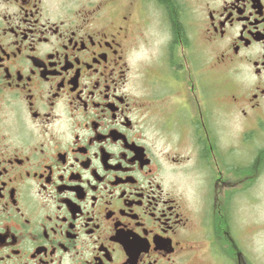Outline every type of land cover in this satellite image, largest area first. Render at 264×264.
<instances>
[{"label":"flooded vegetation","instance_id":"flooded-vegetation-1","mask_svg":"<svg viewBox=\"0 0 264 264\" xmlns=\"http://www.w3.org/2000/svg\"><path fill=\"white\" fill-rule=\"evenodd\" d=\"M176 3L0 0V264H263L264 0Z\"/></svg>","mask_w":264,"mask_h":264},{"label":"rangeland","instance_id":"rangeland-1","mask_svg":"<svg viewBox=\"0 0 264 264\" xmlns=\"http://www.w3.org/2000/svg\"><path fill=\"white\" fill-rule=\"evenodd\" d=\"M252 200L254 204L248 208L251 220L249 221L246 217L245 219L254 225L255 253L264 264V174L256 182Z\"/></svg>","mask_w":264,"mask_h":264},{"label":"trees","instance_id":"trees-1","mask_svg":"<svg viewBox=\"0 0 264 264\" xmlns=\"http://www.w3.org/2000/svg\"><path fill=\"white\" fill-rule=\"evenodd\" d=\"M163 3H164V5H165V7H166V9H167V11H168V13H169V15H170V18H171V20H172V22L178 27V28H180V25H179V22H178V20H179V10H178V5H177V3H176V0H161Z\"/></svg>","mask_w":264,"mask_h":264}]
</instances>
